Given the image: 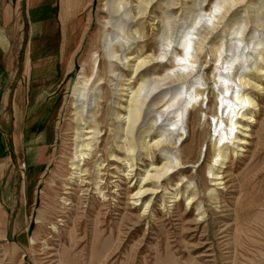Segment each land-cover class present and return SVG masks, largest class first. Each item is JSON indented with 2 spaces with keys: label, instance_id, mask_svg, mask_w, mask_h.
<instances>
[{
  "label": "rangeland",
  "instance_id": "rangeland-1",
  "mask_svg": "<svg viewBox=\"0 0 264 264\" xmlns=\"http://www.w3.org/2000/svg\"><path fill=\"white\" fill-rule=\"evenodd\" d=\"M215 1L186 0L192 10L196 3L209 9ZM103 3L74 0L81 18L79 41L73 68L63 85V104L53 118L45 165L29 171L24 162L20 166L14 162V170H0V264H264V80L262 91L254 92L258 106L244 151L234 157L230 148L223 169L215 170L222 171L223 184L216 185L217 181H211L207 174L217 135L212 115L218 113L219 100L212 90L211 59L201 67L207 89L199 88L204 90L205 99L200 100L199 109L192 107L187 114V128L185 133L181 131L183 137L178 141V158L191 165L170 176V190L158 193L154 201L152 197V209L143 219L139 217L143 205L131 204L129 193L133 188L117 169L121 165L111 161L108 154L101 157L104 168L99 178L107 201L95 189L99 180L94 176L95 159L83 166L89 172H81V184L67 181L72 171L69 159L76 127L74 89L82 67L93 64V52L102 48ZM151 12L139 21L143 38L135 45L143 54H156L161 48L162 32L156 24L160 5ZM220 39L216 38V44ZM173 49L180 52L177 46ZM245 51L240 47L236 52ZM227 54L228 60L231 54ZM162 62L153 61L142 71L144 77L175 69L167 58ZM101 70L106 71L107 66L102 65ZM99 82H95L94 102L88 106L94 117L102 120L110 117L107 107L111 100L100 97L106 91L111 94L114 87ZM100 127L104 134L97 143L98 155L113 150L117 156H124L112 141V132L108 131L111 127L104 122ZM152 156L160 155L155 151ZM141 159L139 169L151 161L144 156ZM140 172L137 170L136 176ZM188 178L195 188L180 187L179 202H170L169 197L176 192L174 184ZM213 190L217 198L211 197ZM189 195L194 204L186 207Z\"/></svg>",
  "mask_w": 264,
  "mask_h": 264
},
{
  "label": "bare ground",
  "instance_id": "bare-ground-1",
  "mask_svg": "<svg viewBox=\"0 0 264 264\" xmlns=\"http://www.w3.org/2000/svg\"><path fill=\"white\" fill-rule=\"evenodd\" d=\"M159 5L161 13L156 24L162 32L160 52L143 54L135 45L143 38L139 21ZM187 6L186 0H104L102 48L93 52V64L82 67L78 87L74 89L76 127L69 159L72 171L67 181L81 184V172L88 171L83 166L93 159L94 176L101 178L104 168L101 157L108 154L111 161L121 165L117 169L133 188L129 193L131 204L143 205L139 215L142 219L152 209V197L154 201L158 193L170 190L167 186L170 176L191 165L178 158L181 146L178 141L183 137L181 131L185 133L187 128V114L192 107L199 109L200 100L205 99L207 83L202 65L213 61L212 90L219 98L218 113L212 115L217 130L212 144L214 153L207 168L208 177L217 181L216 185L224 183L222 171L215 170L223 169L229 149L234 157L244 151L258 106L254 92L263 89L264 0H216L209 9L201 3H196L193 10ZM218 36L221 39L216 44ZM175 46L180 52L173 49ZM240 47L241 51H247L238 54ZM227 52L231 54L228 60ZM165 58L174 63L175 69L167 68L164 73L144 77L142 71L153 61L161 64ZM102 65L107 66L106 71L102 72ZM101 80L105 81L100 83ZM95 82L114 87L111 94L106 91L100 97L111 100V106L107 107L110 117L103 121L94 117L88 106L94 102ZM201 86L205 89H200ZM103 122L111 127L108 131L112 132V141L124 156H117L113 150L98 155L96 147L104 134L100 127ZM155 151L159 152V158H152ZM142 156L151 161L139 169ZM137 170L142 172L136 176ZM100 181L95 182V189L107 201ZM184 185L191 187L194 182L188 178L175 183L176 192H172L170 202H179L177 191ZM210 195L217 198L214 190ZM193 200L187 196L186 207L194 204Z\"/></svg>",
  "mask_w": 264,
  "mask_h": 264
},
{
  "label": "crops",
  "instance_id": "crops-1",
  "mask_svg": "<svg viewBox=\"0 0 264 264\" xmlns=\"http://www.w3.org/2000/svg\"><path fill=\"white\" fill-rule=\"evenodd\" d=\"M79 13L74 0H0L2 172L14 170V162L33 171L48 159L79 41Z\"/></svg>",
  "mask_w": 264,
  "mask_h": 264
}]
</instances>
